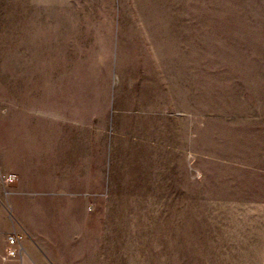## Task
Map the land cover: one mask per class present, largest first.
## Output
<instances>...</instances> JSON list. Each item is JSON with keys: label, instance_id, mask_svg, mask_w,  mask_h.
I'll return each mask as SVG.
<instances>
[{"label": "rangeland", "instance_id": "rangeland-1", "mask_svg": "<svg viewBox=\"0 0 264 264\" xmlns=\"http://www.w3.org/2000/svg\"><path fill=\"white\" fill-rule=\"evenodd\" d=\"M34 2L0 0V127L95 114L79 264H264V0Z\"/></svg>", "mask_w": 264, "mask_h": 264}, {"label": "crops", "instance_id": "crops-1", "mask_svg": "<svg viewBox=\"0 0 264 264\" xmlns=\"http://www.w3.org/2000/svg\"><path fill=\"white\" fill-rule=\"evenodd\" d=\"M32 1L42 3L23 0L24 14ZM107 99V134L99 151L102 190L112 157L111 90ZM71 104L69 114L63 104L50 114L45 104L33 114L26 104L14 105L8 125L0 127V173L16 175L12 183L0 179V264H79L80 256L89 254L79 246L80 233L64 224L78 223L77 213L86 211L95 190L94 182L89 184L95 175V136L88 133L95 114ZM81 170L86 186H81ZM10 232L22 235L13 258L6 255Z\"/></svg>", "mask_w": 264, "mask_h": 264}, {"label": "built area", "instance_id": "built-area-1", "mask_svg": "<svg viewBox=\"0 0 264 264\" xmlns=\"http://www.w3.org/2000/svg\"><path fill=\"white\" fill-rule=\"evenodd\" d=\"M0 179L6 183H12L15 181L16 175L13 173H9V174L0 173ZM21 237L22 235L16 232H10L6 235V240H7L6 255L9 258H13L16 256L18 252L17 244L19 240L21 239Z\"/></svg>", "mask_w": 264, "mask_h": 264}]
</instances>
